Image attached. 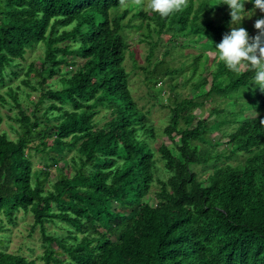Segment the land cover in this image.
I'll list each match as a JSON object with an SVG mask.
<instances>
[{"label": "trees", "instance_id": "obj_1", "mask_svg": "<svg viewBox=\"0 0 264 264\" xmlns=\"http://www.w3.org/2000/svg\"><path fill=\"white\" fill-rule=\"evenodd\" d=\"M208 1L187 0L165 18L139 8L133 15L145 25V38L174 32L219 42L229 9L223 0L212 7ZM122 4L0 0V86L24 70L21 85L0 95L1 104L17 109L15 139L0 132V217L14 222L18 211L31 214L44 242L43 264H264L263 117L232 120L234 129L223 135L230 144L226 156L212 155L199 145L209 127L192 112L199 104L181 99L169 107L162 129L179 144L174 151L163 143L153 148L149 111L138 107L128 86L123 31L129 25L123 21L129 11ZM214 10L221 24L199 21ZM39 43L38 65L23 69L27 50ZM66 65L73 69L63 72ZM231 74L218 62L206 94L227 97L252 82L251 70L229 82L222 77ZM21 90L28 102L30 91L37 93L32 108L22 109ZM31 152L41 154L44 168H33ZM70 152L72 172L54 175L45 188L48 168ZM211 162V173L199 178L195 167ZM153 185L150 203L145 198ZM46 224L62 233L49 234ZM0 264L35 261L0 251Z\"/></svg>", "mask_w": 264, "mask_h": 264}, {"label": "rangeland", "instance_id": "obj_2", "mask_svg": "<svg viewBox=\"0 0 264 264\" xmlns=\"http://www.w3.org/2000/svg\"><path fill=\"white\" fill-rule=\"evenodd\" d=\"M198 1L200 2V0ZM218 1L209 0L208 4L212 7ZM143 3L144 7H141L136 4L135 0H123L121 9L126 8L129 11L123 21L124 24L129 25L123 31L128 43L124 66L129 73L128 86L133 99L138 107H141L144 111H149L148 118L154 129L152 147L156 148L163 143L170 146L173 151L175 150V146L179 144L178 137L176 136L172 143L162 134V129L168 121L169 107H172L174 103L181 99H191L199 104L192 110L196 119H206L209 126L205 134L206 142L203 145L199 143L200 148L208 150L212 155L218 153L226 156V149L230 148V144L227 143L223 135L234 129L232 120H243L251 115H260L264 119V108L262 109L260 106L262 93L264 92H261L257 86L250 82V85L242 87L237 94H228L227 97H223L218 92L213 91L210 94H206L213 84V72L216 70V64L218 63L214 49L218 42H209L210 40L206 35L185 34V36H179L174 32L163 33L158 38L156 33L152 31L151 36L145 38V25L141 24L139 17L137 18L133 15L135 9L138 8L148 12L146 7L147 0H143ZM196 6L197 2L194 1L193 7L195 8ZM244 10L253 11V15L250 18H244L241 21V27L251 37L257 33V30L253 27L255 20L264 14L259 9L253 10L249 5L245 6ZM224 13H227V11H224ZM208 16L210 19L204 17L199 21L202 24L210 22L214 26L221 24L223 21L216 10L208 14ZM172 35L173 39L171 38ZM152 44L155 47H152ZM42 52L43 47L40 43L27 50L24 59L21 61L23 69L31 62L38 65ZM70 60H73V58ZM71 69L73 67L66 65L63 68V72ZM248 71L250 69L241 68L237 72H232L229 78L225 75L222 77L227 80L226 82H229L231 78H235L239 73ZM218 72L221 71L218 70ZM23 73L24 70L23 72L18 70L17 76L10 81L5 80V85L0 86V95H4L9 86L16 88L21 85L20 81L24 77ZM53 80L49 81V83L51 87L57 88V84ZM221 81L220 77L216 81L217 83H214L215 88H221L223 85ZM30 94L32 102L26 100L23 91L19 94L23 110L32 108L33 103L37 100L36 92L30 91ZM211 112L213 113L211 114ZM16 113V108L10 109L9 105L1 104L0 101V132L5 133L9 139H15L16 137V132L13 129V126L15 127L13 117L16 116ZM41 114L42 106L40 105L36 116L41 117ZM103 114L104 111L96 117L99 126L104 121V118H102ZM31 155L33 168L39 170L44 168L41 154H33L31 152ZM71 156H73V152L67 153L57 165L48 168L50 177L44 185L45 188H50V183L54 181V175L60 172L65 174L72 172L69 169L70 162L68 161ZM229 161L232 162L234 159ZM158 164L161 166L162 163ZM211 165L212 162L195 167L198 177L201 179L206 178L212 171ZM155 190L156 186L153 185L151 192L145 198L150 203L155 202L153 197V191ZM0 219V251L16 253L28 260H34L35 264H43L41 255L44 251V242L38 227L32 226L31 214L18 211L15 213L14 222H9L3 216ZM45 227L49 234H53L55 231L56 233H62L60 229H57L52 224H46Z\"/></svg>", "mask_w": 264, "mask_h": 264}, {"label": "clouds", "instance_id": "obj_3", "mask_svg": "<svg viewBox=\"0 0 264 264\" xmlns=\"http://www.w3.org/2000/svg\"><path fill=\"white\" fill-rule=\"evenodd\" d=\"M138 6L144 7L143 0H135ZM250 3L252 9H259L264 14V0H223L229 9L228 31L222 35L215 45L218 62L232 72L241 68L252 71V84L264 92V15L257 18L253 24L257 30L256 35L249 36L241 27L244 18H250L253 11H245L244 4ZM187 6V0H147V9L161 18L178 12Z\"/></svg>", "mask_w": 264, "mask_h": 264}]
</instances>
